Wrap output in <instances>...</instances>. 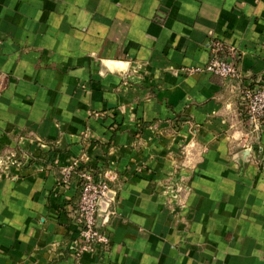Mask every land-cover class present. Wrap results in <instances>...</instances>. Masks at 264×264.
Listing matches in <instances>:
<instances>
[{
  "label": "crops",
  "instance_id": "1",
  "mask_svg": "<svg viewBox=\"0 0 264 264\" xmlns=\"http://www.w3.org/2000/svg\"><path fill=\"white\" fill-rule=\"evenodd\" d=\"M209 39L237 78L186 73ZM260 79L264 0H0V154L19 159L0 264H264V122L247 156L240 105ZM74 161L116 174L109 244L79 257Z\"/></svg>",
  "mask_w": 264,
  "mask_h": 264
},
{
  "label": "built area",
  "instance_id": "2",
  "mask_svg": "<svg viewBox=\"0 0 264 264\" xmlns=\"http://www.w3.org/2000/svg\"><path fill=\"white\" fill-rule=\"evenodd\" d=\"M206 45L210 50L207 63L202 67H191L186 70V73L202 71L222 79L237 78L239 76L238 57L235 53L227 49L224 43L218 39H209ZM240 105L248 124L247 136L243 138L244 147L247 148L250 147V144L252 145V139L257 135L264 122V79L242 87ZM18 161L16 154H0V167ZM74 172L77 173L79 179V198L72 211L77 235L70 242L69 248L74 256L79 257L85 251L106 248L109 244V237L98 221V202L100 199H104L110 206V202L115 199L114 197L113 200H109L106 198V194L113 190L111 183L116 179V174L109 168H94L83 162L74 161L69 165L61 166L60 182L68 183Z\"/></svg>",
  "mask_w": 264,
  "mask_h": 264
},
{
  "label": "water",
  "instance_id": "3",
  "mask_svg": "<svg viewBox=\"0 0 264 264\" xmlns=\"http://www.w3.org/2000/svg\"><path fill=\"white\" fill-rule=\"evenodd\" d=\"M108 64L110 66H116L120 70L122 75H124L125 71L127 70L126 65L121 62H114V63H108ZM253 147L254 146L252 145L250 147L244 148L243 149L244 154H246L247 156H250V152H252L254 149ZM114 197H115V192L113 190H110L107 192L106 198H108L109 200H113ZM98 205H99V213H98V221H99V219L103 218L104 213H106V211L108 210L109 203L104 199H100L98 202Z\"/></svg>",
  "mask_w": 264,
  "mask_h": 264
},
{
  "label": "trees",
  "instance_id": "4",
  "mask_svg": "<svg viewBox=\"0 0 264 264\" xmlns=\"http://www.w3.org/2000/svg\"><path fill=\"white\" fill-rule=\"evenodd\" d=\"M87 166H88V165H87ZM89 167H90V166H89ZM73 174H75V175L77 176V173H76V172L72 173V175H73ZM77 178H78V176H77ZM78 180H79V179H78Z\"/></svg>",
  "mask_w": 264,
  "mask_h": 264
}]
</instances>
